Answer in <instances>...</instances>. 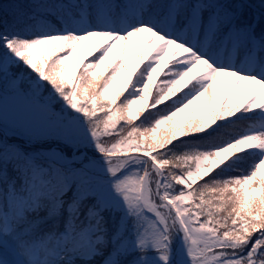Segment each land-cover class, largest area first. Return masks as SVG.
I'll use <instances>...</instances> for the list:
<instances>
[{
    "label": "snow or ice",
    "instance_id": "1",
    "mask_svg": "<svg viewBox=\"0 0 264 264\" xmlns=\"http://www.w3.org/2000/svg\"><path fill=\"white\" fill-rule=\"evenodd\" d=\"M7 94L59 143L0 141V264H264V3L0 0Z\"/></svg>",
    "mask_w": 264,
    "mask_h": 264
},
{
    "label": "rangeland",
    "instance_id": "2",
    "mask_svg": "<svg viewBox=\"0 0 264 264\" xmlns=\"http://www.w3.org/2000/svg\"><path fill=\"white\" fill-rule=\"evenodd\" d=\"M135 39L142 48L143 44L146 42L147 34L141 37H136ZM158 43L159 41L155 42L154 47ZM132 53L131 49H129L128 56L134 58L135 53ZM183 55L184 54H181V56ZM149 58H151V56ZM168 59H170V54L169 57H166V60ZM202 104L203 100L200 102V105ZM0 105L3 107V116L0 118V131L2 133V138L8 135H14V138L22 142V144L27 143V140L29 141L28 143L32 142L34 144H52L53 146L57 144V142L48 140H45L44 142L29 140V137H34L36 133L39 132L37 125L43 122L45 118L39 115L33 107L28 105L27 102L11 96L6 99H0ZM254 111H258V109H254ZM64 154L71 159V152L69 154V152L66 151Z\"/></svg>",
    "mask_w": 264,
    "mask_h": 264
},
{
    "label": "trees",
    "instance_id": "3",
    "mask_svg": "<svg viewBox=\"0 0 264 264\" xmlns=\"http://www.w3.org/2000/svg\"><path fill=\"white\" fill-rule=\"evenodd\" d=\"M117 1L122 2V0H117ZM5 2H7V0H5ZM248 2L253 6L254 9L259 10V6L261 5V3H264V0H248ZM51 20H52L53 24H56V26L59 27V23H58V21L55 18H51ZM145 63H147V60H145ZM141 67H143V65H141ZM161 67L163 68V65ZM11 70L13 72H16L17 76H19L20 74H23V75L27 76V74L29 72H31V69H27L26 66H12ZM164 70L166 71L167 69H164ZM33 75H35V74L33 73ZM154 76H155L154 80L150 83V89H151V91L153 93H155V91H156V86L160 83V81L162 79H164L162 73H160V72H158L157 74H154ZM177 95H180V93H177ZM11 96H12L11 94H7V97H11ZM173 98H175V97H173ZM0 99H3V98H0ZM121 99H122V97H121ZM200 102L201 101H198L197 105H193V109H197L198 110V105H200ZM117 103H119V101H117ZM55 110L59 111L58 106L55 107ZM183 116H184V114H181V117H183ZM137 123H138V121H137ZM122 125H124L123 121H121L120 124L117 125V127L119 128ZM166 127H167V125H163L162 129H164ZM239 130H240L239 128L236 129V131H239ZM1 134L2 133L0 131V141H2L4 144H6V145H8L10 147H12V146L19 147V146H22V145L26 146V144H34L32 142L28 143L29 142L28 140H27V143L22 144V142H20L16 138H14V135H8L9 137L5 136V137L2 138ZM159 134L160 133L158 132L157 136H159ZM117 138L118 137H116V136H105L102 139L105 142L111 143ZM45 140L59 143L55 137L47 136V135H39V136L35 135L31 139V141H39V142H44ZM61 146L63 147V145H61ZM66 151L69 152V154H70V152L72 153V149H70V148H65V152ZM88 154H89V156H92L94 153L92 151H89ZM198 183H202V181L198 182ZM194 187H196V186L194 185ZM147 215L151 216V213H148ZM202 219H203V217H202Z\"/></svg>",
    "mask_w": 264,
    "mask_h": 264
}]
</instances>
